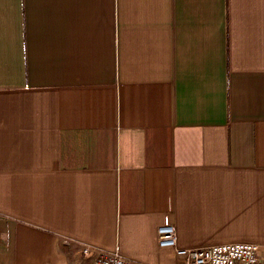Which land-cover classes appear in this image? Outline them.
Here are the masks:
<instances>
[{"label": "crops", "instance_id": "1", "mask_svg": "<svg viewBox=\"0 0 264 264\" xmlns=\"http://www.w3.org/2000/svg\"><path fill=\"white\" fill-rule=\"evenodd\" d=\"M163 225L264 255V0H0V264Z\"/></svg>", "mask_w": 264, "mask_h": 264}, {"label": "built area", "instance_id": "2", "mask_svg": "<svg viewBox=\"0 0 264 264\" xmlns=\"http://www.w3.org/2000/svg\"><path fill=\"white\" fill-rule=\"evenodd\" d=\"M157 244L160 248H171L182 264H264L261 247L250 243H230L197 249H182L176 244V231L172 225L157 229ZM78 259L83 264H142L122 257L117 252L79 248Z\"/></svg>", "mask_w": 264, "mask_h": 264}]
</instances>
